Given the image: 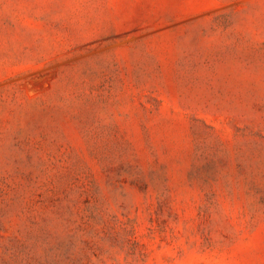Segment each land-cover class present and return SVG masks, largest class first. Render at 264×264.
I'll use <instances>...</instances> for the list:
<instances>
[{
    "label": "rangeland",
    "instance_id": "374dc122",
    "mask_svg": "<svg viewBox=\"0 0 264 264\" xmlns=\"http://www.w3.org/2000/svg\"><path fill=\"white\" fill-rule=\"evenodd\" d=\"M0 264H264V0H0Z\"/></svg>",
    "mask_w": 264,
    "mask_h": 264
}]
</instances>
